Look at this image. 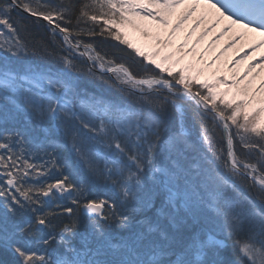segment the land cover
<instances>
[{
	"label": "snow or ice",
	"instance_id": "1",
	"mask_svg": "<svg viewBox=\"0 0 264 264\" xmlns=\"http://www.w3.org/2000/svg\"><path fill=\"white\" fill-rule=\"evenodd\" d=\"M0 264H264V0H0Z\"/></svg>",
	"mask_w": 264,
	"mask_h": 264
},
{
	"label": "trees",
	"instance_id": "2",
	"mask_svg": "<svg viewBox=\"0 0 264 264\" xmlns=\"http://www.w3.org/2000/svg\"><path fill=\"white\" fill-rule=\"evenodd\" d=\"M95 43L97 44V46H101V41L100 40H97L95 41ZM117 42L115 41H107L104 43V46H108V45H111V44H115ZM55 174H58V173H53L52 175L54 176ZM92 193L96 196V197H99V198H104L105 197V193H106V189L102 186V185H93L92 186Z\"/></svg>",
	"mask_w": 264,
	"mask_h": 264
},
{
	"label": "rangeland",
	"instance_id": "3",
	"mask_svg": "<svg viewBox=\"0 0 264 264\" xmlns=\"http://www.w3.org/2000/svg\"><path fill=\"white\" fill-rule=\"evenodd\" d=\"M232 55V50H229L228 53H226V57H230Z\"/></svg>",
	"mask_w": 264,
	"mask_h": 264
}]
</instances>
